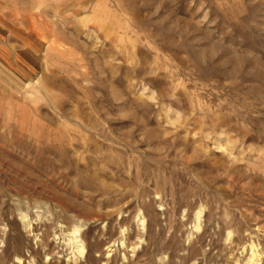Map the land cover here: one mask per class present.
Here are the masks:
<instances>
[{
    "label": "rangeland",
    "instance_id": "rangeland-1",
    "mask_svg": "<svg viewBox=\"0 0 264 264\" xmlns=\"http://www.w3.org/2000/svg\"><path fill=\"white\" fill-rule=\"evenodd\" d=\"M0 264H264V0H0Z\"/></svg>",
    "mask_w": 264,
    "mask_h": 264
},
{
    "label": "bare ground",
    "instance_id": "bare-ground-1",
    "mask_svg": "<svg viewBox=\"0 0 264 264\" xmlns=\"http://www.w3.org/2000/svg\"><path fill=\"white\" fill-rule=\"evenodd\" d=\"M82 250H83L82 244L78 245V246H77V251H78L79 253H81Z\"/></svg>",
    "mask_w": 264,
    "mask_h": 264
},
{
    "label": "crops",
    "instance_id": "crops-1",
    "mask_svg": "<svg viewBox=\"0 0 264 264\" xmlns=\"http://www.w3.org/2000/svg\"><path fill=\"white\" fill-rule=\"evenodd\" d=\"M23 53V52H22ZM12 54H14V53H12ZM11 54V58L13 57V55ZM20 54V53H19Z\"/></svg>",
    "mask_w": 264,
    "mask_h": 264
}]
</instances>
